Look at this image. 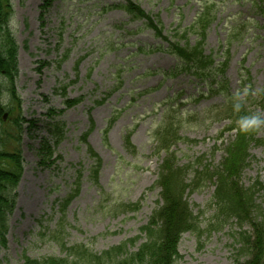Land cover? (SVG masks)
<instances>
[{
  "label": "rangeland",
  "instance_id": "1",
  "mask_svg": "<svg viewBox=\"0 0 264 264\" xmlns=\"http://www.w3.org/2000/svg\"><path fill=\"white\" fill-rule=\"evenodd\" d=\"M132 1L158 19L167 41L143 22L110 7L117 0H49L47 6V0H10L9 28L17 46L14 92L20 104L17 107L3 96L11 111L2 112L7 119L0 121V151L18 148L22 174L7 219L1 264H24V255L61 256L50 238L39 237L40 232L55 230L57 222L63 223L67 243H83L94 252L137 236L158 200L159 189L152 185L165 154L155 153L159 142L176 152L179 164L204 153L209 157L206 163L220 161L235 133L219 137L228 121L217 114L227 116L223 111L228 103L221 94L203 96L206 85L187 71L170 75L177 58L165 50L170 40L183 41L175 29L190 26L203 4L215 13L204 32V49L215 54V62L226 59L229 94L240 93L242 101L250 98L244 100L250 111L264 113V101L258 97L264 91V16L250 3L255 0ZM196 38L197 31L188 32L190 45ZM245 74L249 84L240 81ZM76 98L78 103L65 106L66 99ZM58 110L55 119L64 126L52 158L60 159L42 167L37 149L41 139H49L46 123L52 117L47 113ZM161 114L166 120L180 118L177 134L195 143L169 141L171 131L154 142L152 131ZM18 116L23 118L20 130L13 122ZM29 120L36 129L28 130ZM86 131L83 143L80 137ZM257 136L264 138V128ZM88 146L100 159L98 167ZM249 153L252 159L239 175L246 186L257 178L264 180V146L252 145ZM92 166L98 170L96 181L89 171ZM76 184L78 192L61 214L54 209L55 200L72 192ZM213 191V183L206 182L187 194L194 213L200 214L201 229L215 218L214 205L207 207ZM256 197L264 210V189ZM117 202H138L139 208L112 214ZM235 229L224 223L204 230L200 237L184 233L177 246V264H231Z\"/></svg>",
  "mask_w": 264,
  "mask_h": 264
},
{
  "label": "trees",
  "instance_id": "2",
  "mask_svg": "<svg viewBox=\"0 0 264 264\" xmlns=\"http://www.w3.org/2000/svg\"><path fill=\"white\" fill-rule=\"evenodd\" d=\"M47 0L46 6L50 5ZM117 7L125 10L132 20L143 19L146 25L155 30L157 35L161 36V28H158L153 22L152 17L145 13L132 0H123V4H116ZM12 15V6L10 0H0V121L2 112L11 111L3 103V96L8 102L15 103L19 107L18 99L14 88L15 75L17 72V46L9 28ZM211 16L208 12L198 17L197 27L199 25L204 30L210 22ZM203 32V31H202ZM201 32V35H202ZM183 37V36H182ZM203 37L193 46L184 44L179 46L177 43H169V50L174 53L181 61L183 69L194 70L196 75L203 74L204 80H212L215 86L222 87L226 92V82L219 80L217 75L223 79L222 73L226 67L225 63H215L211 55L203 54ZM212 87V85H210ZM62 93H65L63 88ZM264 100V91L260 96ZM3 100V101H2ZM232 101V99H229ZM78 99L69 100L66 105L72 106ZM249 101V98H247ZM243 104V103H242ZM243 110L250 112L248 106L243 104ZM54 111H48L47 117L55 116ZM232 122L237 123V114L233 112L232 103L223 114ZM223 115H220V117ZM52 119V118H51ZM23 118L17 117L13 120L16 128L20 130L22 124L19 121ZM29 120L28 130L37 128L36 123ZM48 138L40 140L37 149L42 167H48L60 159L54 156V149L60 140L62 125L55 118L46 123ZM236 127L237 133L224 146V155L216 165L206 163L205 156H196L191 162L180 165L175 152H167V155L159 164L156 179L152 188H158V200L156 207L152 210L145 224L139 227V234L132 239L123 241L118 245H113L103 251L94 252L86 244H69L64 240L63 223L57 222V228L48 233L40 232V239L50 238L60 249L61 256L47 255L40 259L23 256L24 264H177L180 258L177 252V246L184 233H193L201 236L205 231L211 230L216 224L228 223L235 225V231H232V254L230 256L231 264H264V210L256 204V194L259 189H264V181L255 180L250 186L245 187L239 182V175L247 166L249 161V148L251 145H263L264 138L258 137V131L251 134H242L237 126L231 124L225 131ZM177 126L173 121L166 120L159 124L152 131V138L157 143L161 141L164 135L169 134V141H175L180 138L177 134ZM87 133L81 136L80 141L86 143ZM187 140V139H186ZM169 148L167 144L159 142L157 148ZM89 155L97 161L98 167L100 159L95 152L88 146ZM22 157L20 151L12 152L0 151V249L5 246V236L8 229L7 219L13 212L15 189L22 174ZM94 166L92 177L96 180L98 170ZM189 170L191 177L188 179ZM213 183L214 191L207 207L214 205L216 213L214 221H210L206 228L199 226V215L195 214L192 206L188 202L187 194L193 191L202 183ZM78 185L70 191L61 200H55L54 207L64 214V211L77 194ZM112 204H107L111 207ZM116 209H112V214L124 210L136 211L139 203L117 202ZM111 211V210H110ZM62 226V227H60ZM247 227V228H245ZM137 241H140L136 245ZM132 248V249H131ZM1 264V260H0Z\"/></svg>",
  "mask_w": 264,
  "mask_h": 264
},
{
  "label": "clouds",
  "instance_id": "3",
  "mask_svg": "<svg viewBox=\"0 0 264 264\" xmlns=\"http://www.w3.org/2000/svg\"><path fill=\"white\" fill-rule=\"evenodd\" d=\"M240 93L232 97V109L237 114V126L242 134H251L264 128V113H248L243 110Z\"/></svg>",
  "mask_w": 264,
  "mask_h": 264
}]
</instances>
